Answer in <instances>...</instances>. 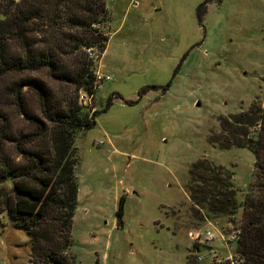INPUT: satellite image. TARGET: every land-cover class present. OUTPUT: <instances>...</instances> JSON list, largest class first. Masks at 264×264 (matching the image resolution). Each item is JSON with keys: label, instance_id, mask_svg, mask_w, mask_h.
Returning <instances> with one entry per match:
<instances>
[{"label": "rangeland", "instance_id": "374dc122", "mask_svg": "<svg viewBox=\"0 0 264 264\" xmlns=\"http://www.w3.org/2000/svg\"><path fill=\"white\" fill-rule=\"evenodd\" d=\"M107 6L109 40L101 62L96 48L93 57L111 79L86 107L96 124L75 137V264H239L230 237L242 233L243 207L232 222L199 221L186 186L201 158L234 172L241 201L257 183V158L236 143L264 136V0ZM13 128L33 127L20 115ZM0 222V264H28L29 235L6 213ZM208 229L206 243L191 236Z\"/></svg>", "mask_w": 264, "mask_h": 264}, {"label": "trees", "instance_id": "16d2710c", "mask_svg": "<svg viewBox=\"0 0 264 264\" xmlns=\"http://www.w3.org/2000/svg\"><path fill=\"white\" fill-rule=\"evenodd\" d=\"M109 19L107 0H0V214L29 235L28 264H75V137L96 124L97 114L79 103V92L93 93L95 105L96 62L87 49L105 51ZM20 115L33 128H13ZM263 144L261 133L236 143L257 158V183L243 201L226 167L201 158L189 169L186 190L203 210L199 221L232 222L243 207L239 264H264V163L257 149ZM122 215L121 205L120 221Z\"/></svg>", "mask_w": 264, "mask_h": 264}, {"label": "built area", "instance_id": "2783aa9c", "mask_svg": "<svg viewBox=\"0 0 264 264\" xmlns=\"http://www.w3.org/2000/svg\"><path fill=\"white\" fill-rule=\"evenodd\" d=\"M94 26H99V24H96ZM95 48H89L87 49L88 52L91 53V55L93 56V53H94V50ZM96 57H99L98 54L96 55ZM99 60L100 57H99ZM94 74H95V85H94V88L95 90H97L98 88L101 87L102 83L106 80H109L110 79V76L106 73H104L103 71H101L100 69V66H99V69H95L94 71ZM92 99H93V93H90L88 92L87 90L85 89H81L80 92H79V103L84 106V107H92L94 108V105L92 103ZM240 231V230H239ZM232 235L230 237V240H238L240 238V234H238V232L235 230V231H232ZM194 233V234H193ZM191 233V236L193 239H195L196 241L198 242H208L210 240H212L214 237H215V234L212 232L211 229H208L206 232H193ZM225 240L224 237H222V241ZM203 256H198V260L201 262L203 260ZM243 261V259H242Z\"/></svg>", "mask_w": 264, "mask_h": 264}, {"label": "crops", "instance_id": "0c3cea01", "mask_svg": "<svg viewBox=\"0 0 264 264\" xmlns=\"http://www.w3.org/2000/svg\"><path fill=\"white\" fill-rule=\"evenodd\" d=\"M104 52H105V51H104ZM104 52H103V53H104ZM100 62H101V60H100ZM109 76H110V75H109ZM110 79H111V77H110Z\"/></svg>", "mask_w": 264, "mask_h": 264}]
</instances>
